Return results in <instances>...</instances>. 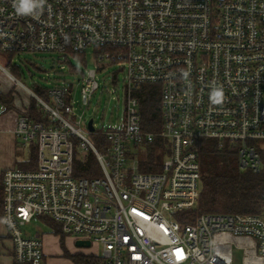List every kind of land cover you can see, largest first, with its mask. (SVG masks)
<instances>
[{
  "label": "built area",
  "instance_id": "obj_1",
  "mask_svg": "<svg viewBox=\"0 0 264 264\" xmlns=\"http://www.w3.org/2000/svg\"><path fill=\"white\" fill-rule=\"evenodd\" d=\"M98 48L112 50L98 60L126 73L124 118L106 133L94 122L90 131L80 112L99 89L96 70L77 102L61 87L48 90L46 100L16 79L11 64H0L47 120L19 116L15 136L21 147L35 148L36 167L2 177L15 262L47 264L40 233L24 230L43 218L75 245L89 241L77 251L97 249L88 254L98 264H233L234 246L244 264H264V211L203 214L184 223L202 194L203 142L234 148L242 171L264 168V0H0L2 54L67 57ZM146 84L161 87L157 132L144 130L146 97L134 95ZM94 136L107 145L97 149ZM158 141L155 158L165 160L146 173ZM90 152L97 171L81 176L76 161Z\"/></svg>",
  "mask_w": 264,
  "mask_h": 264
},
{
  "label": "rangeland",
  "instance_id": "obj_2",
  "mask_svg": "<svg viewBox=\"0 0 264 264\" xmlns=\"http://www.w3.org/2000/svg\"><path fill=\"white\" fill-rule=\"evenodd\" d=\"M94 53L95 49H89L86 52V65L76 57H71L68 63L64 57H60L57 54L32 55V53L16 54L12 57L0 53V64L6 67L11 64L12 69L20 67L19 76L12 71L13 75L25 87L35 93H37L38 87L48 90L61 87L70 91L77 102L82 100L81 89L85 85L84 81L88 72L96 70L97 82L100 85L99 89L93 95L90 106L86 109L81 108L80 112L84 110L85 120L87 122L93 120L98 132L106 133L110 129L119 128L123 121L127 102L125 93L126 73L119 65L109 64L106 61L101 62ZM0 86L8 94L12 93L19 104H27V102L31 101L30 93L23 86L1 72ZM92 138L95 142L94 138L97 137L94 136ZM77 146L76 144V148H78ZM22 149L21 160H31L33 157H31L29 148L22 147ZM77 153L82 154V151L77 149ZM142 157H146V155H142ZM164 160L160 158L157 166L158 170L154 172H158L161 169V163ZM130 161L132 164L134 163V160ZM24 230L30 236L40 233L45 247H48H46L47 249L45 248V252L48 251V261L52 262L50 264H68L70 260L67 257V252L72 254L80 249L75 245V239L66 236L61 226L53 221L36 218ZM96 250L92 248V250H85V252H96ZM233 264H244V253L236 246L233 247Z\"/></svg>",
  "mask_w": 264,
  "mask_h": 264
},
{
  "label": "trees",
  "instance_id": "obj_3",
  "mask_svg": "<svg viewBox=\"0 0 264 264\" xmlns=\"http://www.w3.org/2000/svg\"><path fill=\"white\" fill-rule=\"evenodd\" d=\"M104 51H112L110 48H98L95 55L99 56ZM86 53L76 54L70 52L65 58L66 62H70L71 57L79 58L86 65ZM12 57L13 55H9ZM18 76L21 71L20 67L12 69ZM84 73V72H83ZM16 77V76H15ZM160 86L146 84L141 86L139 90L134 91L135 96H145L141 105V116L143 120L144 130L157 132L161 130V108H160ZM36 94L46 100L48 98V89L38 87ZM15 96L12 93H0V103L5 110H18L15 106ZM20 110L21 114L27 115L36 122L47 123L44 112L37 106L34 98ZM97 149L101 150L105 147V140L99 137L94 138ZM156 145V146H155ZM154 147H150V163H144L143 171H157L158 161L155 158V148L160 146V142H156ZM30 165L26 161H22L18 167L21 169L35 168L36 156L35 148L32 149ZM200 164H201V180L202 194L199 200L198 209L189 211L188 219L184 223H193L197 216L210 213L220 214H242L257 215L264 210V170L260 173L252 171H242L239 168L237 152L228 144H219L217 141L208 140L202 143L200 147ZM151 165V166H150ZM76 169L81 176L91 177L94 171H97V161L93 153H89L85 159L76 161ZM0 215L3 217V193L0 194ZM67 257L72 264H98L94 256L84 251H77L69 254ZM18 264V263H16ZM24 264V263H23Z\"/></svg>",
  "mask_w": 264,
  "mask_h": 264
},
{
  "label": "crops",
  "instance_id": "obj_4",
  "mask_svg": "<svg viewBox=\"0 0 264 264\" xmlns=\"http://www.w3.org/2000/svg\"><path fill=\"white\" fill-rule=\"evenodd\" d=\"M0 93L8 94L7 91L1 88V86ZM24 105H26V103H24ZM15 106L18 110L8 111L5 110V107L0 103V194L2 192L1 184L4 172L9 169L13 170V168H17L23 161L20 158L23 149L20 146V141L15 136V130L19 116L21 115L20 110L23 108V104H19L17 100H15ZM13 251L14 244L10 238L9 230L3 217L0 215V264H16L13 257ZM47 253L48 251L45 252L46 262L47 264H50L52 262L48 261L49 256ZM68 264L72 263L69 262Z\"/></svg>",
  "mask_w": 264,
  "mask_h": 264
},
{
  "label": "water",
  "instance_id": "obj_5",
  "mask_svg": "<svg viewBox=\"0 0 264 264\" xmlns=\"http://www.w3.org/2000/svg\"><path fill=\"white\" fill-rule=\"evenodd\" d=\"M89 129L90 131H94L93 120L89 122ZM76 246L79 248H90L91 243L89 241H77Z\"/></svg>",
  "mask_w": 264,
  "mask_h": 264
},
{
  "label": "clouds",
  "instance_id": "obj_6",
  "mask_svg": "<svg viewBox=\"0 0 264 264\" xmlns=\"http://www.w3.org/2000/svg\"><path fill=\"white\" fill-rule=\"evenodd\" d=\"M25 10H28V9H25ZM17 11H21V9H20V8H18V9H17Z\"/></svg>",
  "mask_w": 264,
  "mask_h": 264
}]
</instances>
